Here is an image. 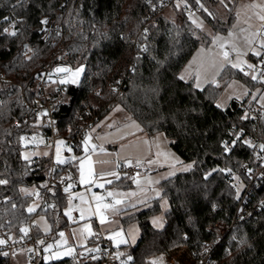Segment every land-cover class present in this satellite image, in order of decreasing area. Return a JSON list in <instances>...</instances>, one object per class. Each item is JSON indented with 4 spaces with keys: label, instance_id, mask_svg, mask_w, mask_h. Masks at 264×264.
I'll return each mask as SVG.
<instances>
[{
    "label": "trees",
    "instance_id": "obj_1",
    "mask_svg": "<svg viewBox=\"0 0 264 264\" xmlns=\"http://www.w3.org/2000/svg\"><path fill=\"white\" fill-rule=\"evenodd\" d=\"M187 1L198 8L209 33L197 28L182 8L175 20L168 19L159 10L163 0H0V180L7 181L0 184V239L5 243L24 234L21 228L31 227L34 213L26 210L31 197L22 195L21 187L44 191L38 194L37 212L49 220L51 239L69 226L64 214L67 194L59 176L69 173L72 164L20 157L21 137H27L37 119V126L44 130V116H34L32 106L52 99L58 138L72 140L74 152H79V139L89 123L120 106L144 133L163 134L171 150L192 163L190 170L160 182V198L121 217L123 226L136 223L139 239L133 246L119 248L120 260L115 264H148L150 258L178 247H186L196 262L206 242L214 245V264H264V179L253 187L251 202L258 207L250 219L222 237L207 229L230 221L243 189L236 194L234 177L244 187L248 178L242 166L255 165L257 146L238 144L225 151L231 128L241 127L264 142V112L248 113L246 100H233L223 110L215 105V98L232 78L250 88L264 85V80H253L230 66L220 72L219 84L202 89L179 78L194 51L206 46L214 33L225 32L234 20L231 11L216 10L218 0ZM44 17L51 20L45 39L41 36ZM5 28L16 35L4 32ZM248 58H264V49L260 56L249 54ZM58 62L84 64L82 80L68 84L63 92L53 87L40 90L38 76ZM115 81L125 88L112 92L109 83ZM162 200L168 206L165 211ZM159 214L164 225L157 229L151 218ZM26 236L38 240L39 234L31 227ZM3 247L0 264H8ZM36 258L33 264L71 262V258L47 262Z\"/></svg>",
    "mask_w": 264,
    "mask_h": 264
},
{
    "label": "crops",
    "instance_id": "obj_2",
    "mask_svg": "<svg viewBox=\"0 0 264 264\" xmlns=\"http://www.w3.org/2000/svg\"><path fill=\"white\" fill-rule=\"evenodd\" d=\"M262 25H260L257 29L259 33H261L260 28ZM259 52L261 55L263 49L260 48ZM248 53L254 55L250 52ZM249 54L245 55V63L242 67L248 65ZM254 56L258 57L257 55ZM158 134L160 133H155L152 135L144 133L138 122L132 119L122 107L113 106L109 108L108 112L103 117L93 122V124L87 129L82 139V143L80 144L79 152H74L70 149L69 156L67 154L68 149H65L64 147H62L61 149L62 159H69L71 157L77 158L70 162L72 164L70 168L71 172L67 173L68 181L66 184L73 185L69 192H71L73 196L79 199V206L81 209H86V207L90 206L92 209L91 212H85L86 219L82 220L80 223H73L65 215L69 226L81 227L86 220H89L90 223L87 224L90 225L93 235L95 233L101 234L104 237L106 243L112 249H114L119 257L120 247L125 245L133 246L139 239V229L136 223L132 222L123 226L121 223V217L141 210L149 203V201L160 198V182L177 174H171L172 172H170L171 167L175 163L177 164L178 161L170 154L168 139L166 137V139H161ZM86 138H88L87 153L85 151L84 143ZM43 140L48 143L44 137ZM55 144L52 145L51 157L48 158H50L55 164H57L55 160ZM93 148L95 149V151H93ZM101 149H103V151H101ZM89 155L91 156V162L97 172L115 171L120 176V179L117 180L115 176L111 175L105 176L102 179L97 178L98 183L104 184L103 188L97 187L94 184H81L79 171L80 159L83 158L86 162L85 176L87 177ZM97 161H107L108 163H96ZM137 161H139L140 164L148 165L154 169V171L150 174L134 176L139 181V184L134 182L133 179L122 176V174H120L119 172V168L116 167L117 164L121 166L129 165V162L130 165H134L137 164ZM107 180H111L113 181V183L108 184L105 182ZM124 182H128L129 186L124 187ZM89 188H91V192L88 191ZM109 191L123 193L124 195L115 198L122 200L123 203L117 204L115 206V210L110 209L105 212L104 215L107 222L101 224L100 218L94 214L96 211L95 204L91 203L90 205L89 203H83L79 198V194H83L85 200L89 202L92 201L93 193L97 196L105 195L106 199L104 202L106 203V201L109 200V203H111L112 200L107 197V193ZM132 193H134V195H130ZM167 207V203L162 200V210L165 211ZM65 210L66 207L64 209V213ZM75 215H80V212L77 209H73L71 212V216L73 217V219ZM154 220L158 221L157 226H154ZM151 224L157 229L162 228L164 225L162 214L160 215V217L159 215H157L151 218ZM117 232L120 233V236L114 235ZM91 237L92 235L87 236L84 246L76 247L72 255H67L65 258H71L73 255L85 249H92L97 247V243L93 242L91 240ZM121 239L126 240L127 242L118 243ZM125 260L128 261L129 258H126ZM153 261H155L156 264H192L193 258L186 247H178L171 250L168 254H161L150 258L148 260V264H152Z\"/></svg>",
    "mask_w": 264,
    "mask_h": 264
},
{
    "label": "rangeland",
    "instance_id": "obj_3",
    "mask_svg": "<svg viewBox=\"0 0 264 264\" xmlns=\"http://www.w3.org/2000/svg\"><path fill=\"white\" fill-rule=\"evenodd\" d=\"M253 5H255V7H253ZM186 7L187 8L193 7L194 12L190 14L189 17L193 21L194 25L197 28H199L201 31L205 33H209L210 32L209 28L206 26L201 16L198 14V8L196 9L187 0H176L175 2L171 3L163 11V13L168 19L175 20L178 10H180L181 8L185 10ZM230 7L232 8L230 9ZM215 8L218 12L222 14H224V12L226 11H231L233 13L234 20L232 21L230 27L225 32L214 33L211 36V40L206 46L198 47L194 51L192 56L189 58V60L181 68L179 72V78L183 77V79L181 80L185 82L192 81L196 89H202L209 84L212 85L219 84L218 76L220 72L223 70V68L227 66L231 67V64L227 63L223 59L222 51L229 52V60L232 63H236L237 59L243 61V63L240 65L239 68H234L239 70L245 63L244 62L245 55L249 54L248 52L254 54L257 51H260L259 45L262 42V40H264V36L258 35L259 32L257 31L258 27L262 25V23L264 22V20L260 19L261 16H264V10H262L264 9V0H218V4ZM44 20H46L47 23H42L41 36L42 38L45 39L50 34L51 20H49L46 17L42 18V21ZM229 33H232V35L229 36ZM215 37H220L221 39L219 41L214 42ZM248 41H253V43L249 44ZM221 44L225 45L223 49H221L220 47ZM233 45L242 55L238 57L237 52L232 51ZM0 76H2V73H0ZM48 87H53V85L48 84L46 85L45 89H47ZM233 100L236 101L246 100L247 111L250 114H253L254 112L257 111L264 112V85L259 84L250 88L244 83L240 82L239 80L232 78L221 87L218 95L215 98L214 103L218 108L224 110L229 106L230 102ZM38 123H39V119H37L32 131L27 135V137L21 140L22 149L20 151V157L23 160H30L33 157H41V156L51 157L52 145L50 143H46L45 140H43V137L41 135V130L37 126ZM158 135L159 137H161V139H166L163 134L160 133ZM58 141L61 140L57 139L56 143ZM55 151H56V144H55ZM169 151L170 154L173 157H175V159H177L178 161L177 164L175 163L171 167L170 169L171 170L170 172H172L171 174L185 172L191 169L192 167L191 162L182 161L171 150V148ZM67 152H68L67 154L70 156V151L67 150ZM45 153H47V155H45ZM25 157H27V159H25ZM234 182L236 185L235 186L236 194H237V189H239V193H240L241 189L243 188V184L237 179V177H234ZM67 185L69 184L66 185L64 184V188ZM20 192L22 195L31 197L26 210L28 211L30 207L35 208V211L32 212L34 214L31 220V227L39 234L37 240L39 245L38 258L36 259L46 262L44 257L51 256L53 252H57V251L63 252L68 247H71L74 251L76 247L84 246V244L86 243V238L84 237H87V233H84V236L82 237L80 233V229L85 224L90 223L89 220H86L81 227L69 226L63 228L58 231L57 236L55 238L51 239L49 235L51 231V225L49 220L43 213L37 212V209L39 208L41 203V199L37 195L39 194V191L34 186H28V187H21ZM70 194L72 195L71 192L67 193V205L65 211H67L70 207L75 210L78 208L81 209L79 206L80 201L77 198L72 200L71 205L69 204ZM102 196L105 197V195ZM108 198H110V200L113 201L112 197H108ZM88 208L89 207H86V209ZM160 215L161 214H159V217ZM66 217L68 218V216ZM157 225L158 223H156L154 226ZM211 225L207 229L212 230ZM31 227L27 226L26 229H28L29 231ZM74 231H75V236L73 235ZM60 232L64 233V240L67 241V244L64 245L63 248L55 247L57 242L61 241V237L59 236ZM0 240H4V239H0ZM40 241H43V243H40ZM50 244L53 245V248L51 251L46 252L45 248L47 247V245ZM81 244H83V246H81ZM4 253H7L9 260L8 264H33V260L29 258L26 250H17L11 252H7L4 250ZM66 256L67 255L61 256V258L59 259L65 258ZM52 260L54 261L57 259H49L48 261H52ZM198 260L199 257L197 261ZM196 262L193 260L192 264H196Z\"/></svg>",
    "mask_w": 264,
    "mask_h": 264
},
{
    "label": "built area",
    "instance_id": "obj_4",
    "mask_svg": "<svg viewBox=\"0 0 264 264\" xmlns=\"http://www.w3.org/2000/svg\"><path fill=\"white\" fill-rule=\"evenodd\" d=\"M176 0H163L159 10L164 11L171 3ZM186 12L188 14H192L194 12L193 7H186ZM261 32H264V23L260 28ZM248 65H252L251 68ZM248 65L242 67L243 71H240L244 74L245 72L248 75H255L258 79L264 80V58L253 61L248 59ZM57 68H68L72 71H75L78 68H82L83 72H81L79 77V82L82 80L85 73V65L81 64L78 66H73L69 63L58 62L50 67H47L39 76H38V87L40 90L45 89L46 85L52 84L53 88L56 92H63V90L67 87L68 84H76V83H61L60 81L67 76V73H58L56 72ZM245 75V74H244ZM78 82V83H79ZM110 89L112 92H120L125 87L122 83L115 81L109 83ZM43 109H46L47 115L44 116V130H42V136L47 140L48 143L54 145L58 138V133L55 127L54 120V112L57 110L56 104L52 101V99H47V101L43 104H34L32 106V114L36 117L42 116ZM93 124V122L89 123V127ZM88 127V128H89ZM87 131V130H86ZM230 139L227 141L226 146L228 150H231L235 145H245L248 146L250 142L253 146H257L258 152L254 158V164L251 165L246 163L242 166L243 170L246 173L248 181L245 183L235 206L233 215L228 223L225 222H217L211 225L213 233L217 237H222L225 232L229 231L234 226L247 221L253 215V211L258 207V203L251 202V196L253 194V187L258 184L259 181L264 179V151H261L260 146L264 145V142L257 141L251 134L245 132L241 127H233L230 132ZM237 137L239 139L237 140ZM65 142V149H71L73 147V142L70 139L63 140ZM235 142V143H234ZM79 143H82V139H79ZM154 171L148 165L137 164L134 165H123L119 167V172L122 176L125 177H134L138 175L150 174ZM71 172V169L69 170ZM59 181L63 184H66L68 181L67 174L62 173L59 176ZM51 184V182H50ZM44 191L39 190V194L41 195ZM109 203V200L106 201ZM74 221L76 223H80L82 220L80 219V215H75ZM210 227V229H211ZM91 240L97 243V247L92 248L96 249V251H89L90 248L85 249L71 257L70 264H81L84 260H101L102 264H115L120 260L119 255L106 243L104 237L95 233L92 235ZM213 243L206 242L203 246L202 251L199 255V260L196 264H214V261L211 259V250L213 248ZM4 250L7 252L17 251V250H26L27 255L30 259H35L38 254V241L31 236H26L24 234H19L14 236L10 240L4 244ZM31 249L32 251H29Z\"/></svg>",
    "mask_w": 264,
    "mask_h": 264
},
{
    "label": "snow or ice",
    "instance_id": "obj_5",
    "mask_svg": "<svg viewBox=\"0 0 264 264\" xmlns=\"http://www.w3.org/2000/svg\"><path fill=\"white\" fill-rule=\"evenodd\" d=\"M197 3H199V0H197ZM253 7H255V5H253ZM262 10H264V9H262ZM4 19L5 20H9V17H4ZM260 19L261 20H264V16H261ZM41 23H47V21L44 20V21H41ZM12 27L14 28L15 26L12 25ZM4 32L8 33L9 35H13V36L16 35V32L15 31L9 32V29H7V28L4 29ZM231 35H232V33H229V36H231ZM258 35L264 36V32L258 33ZM220 39H221L220 37H215L214 38V42L219 41ZM248 43L249 44H252L253 41H248ZM220 47H221V49H223L225 47V45L221 44ZM259 47L261 49H264V40H262V42L260 43ZM232 51L237 52V56L238 57L240 55H242L241 53L238 52V50L235 48L234 45H233ZM254 54L257 55V56H259L260 55V52L257 51ZM222 55H223V59L227 63L231 64V67H233V68H239L240 65L243 63V61H241L239 59H237V62L236 63H232L229 60V52L228 51H222ZM248 67L251 68L252 65H248ZM241 71H243V68H241ZM56 72H58V73H61V72L67 73V76H65L60 81L61 83H78L79 82L80 74H81V72H83V69L82 68H78L75 71H72L71 69H68V68H57L56 69ZM244 74L245 75H248L247 72H245ZM180 79H183V77H180ZM252 79L253 80H256L257 77L255 75H253L252 76ZM197 86H199V85H197ZM21 139L23 140L24 137H21ZM238 139H239V137H237V140ZM84 143H85V151L87 153V151H88V138L85 139ZM245 143H248L249 147H252L253 146L248 141H245ZM62 147H65V142L62 141V140L61 141H58L56 143V163L57 164H66V163H70L72 160L77 159L76 157H71L69 159H62L61 158V149H62ZM260 148H261V151H264V145H261ZM68 150L70 151V149H68ZM227 150H228V148L226 146L225 147V151H227ZM93 151H95L94 148H93ZM101 151H103V149H101ZM45 155H47V153H45ZM25 159H27V157H25ZM85 163H86L85 160L83 158H81L80 159V164H79L80 183L81 184H94L97 187L103 188L104 187V184L103 183H98L97 182V178L102 179L105 176L111 175V176H115V178L117 180L120 179V176L115 171H107V172L101 171V172H97L95 170L92 162H91V156L90 155L88 156V169H87V177H86L85 176ZM96 163H108V162L107 161H97ZM129 165H130V162H129ZM137 166H140V162L139 161H137ZM116 167L119 168V167H121V165L117 164ZM129 178L130 179H133L134 182H136L137 184H139V181L135 177H129ZM105 182L108 183V184L113 183V181H111V180H107ZM3 183H7V181L0 180V184H3ZM72 186H73L72 184L67 185L64 188V191L66 193H68ZM88 191L91 192V188H89ZM237 194H239V189H237ZM122 195H124V194L123 193H120V192L109 191L107 193V197H112L113 198V201L111 203H105L104 201H105L106 198L104 196H97L94 193L92 195V201L91 202L86 201L85 198H84V196H83V194H79V198L81 199V201L83 203H89L90 205H91V203H94L95 204L96 211H95L94 214L97 215L100 218V223L101 224H104V223L107 222L104 213L107 212L110 209L111 210H115V206L117 204L123 203L122 200L115 199L116 197H119V196H122ZM130 195H134V193H132ZM75 198H77V197H75V196H73L71 194L69 195V204L70 205L72 203V200L75 199ZM72 210L73 209L70 207L67 211H65L64 214L66 216H68L69 220L74 223L75 221H74L73 217L71 216ZM77 210L80 212V219L81 220L86 219V216H85V212L86 211H88V212H91L92 211L91 206L88 209H79L78 208ZM33 211H35V208L30 207L28 209V212L29 213H32ZM153 223L156 224V223H158V221L157 220H154ZM20 231L22 233H24L25 235L28 234V229H26V228H21ZM46 231H47V229H46ZM80 233H81V236L82 237L84 236V233H87V236L93 235V233L91 231L90 225H87V224H85L80 229ZM73 235L75 236V231H74ZM114 235L115 236H120V233L117 232ZM59 236L61 237V241L60 242H57V244L55 245V247H57V248H63V246L67 244V241L64 240V233L63 232H60L59 233ZM84 238H87V237H84ZM126 242H127L126 240L121 239L118 243H126ZM4 243H5L4 240H0V245H2ZM40 243H43V241H40ZM81 246H83V244H81ZM52 248H53V245H51V244L50 245H47V247L45 248V251L46 252H49V251L52 250ZM29 251H32V250L29 249ZM89 251H96V249H89ZM72 253H73V249L71 247H68L65 251H63V252H61V251L53 252L51 256H45L44 259L47 262L49 259H59V258H61V256H64V255H72ZM3 255H7V253H3ZM129 259H131V257H129ZM152 264H156V262L153 261Z\"/></svg>",
    "mask_w": 264,
    "mask_h": 264
},
{
    "label": "water",
    "instance_id": "obj_6",
    "mask_svg": "<svg viewBox=\"0 0 264 264\" xmlns=\"http://www.w3.org/2000/svg\"><path fill=\"white\" fill-rule=\"evenodd\" d=\"M42 115H43V116H46V115H47V111H46V109H43V111H42Z\"/></svg>",
    "mask_w": 264,
    "mask_h": 264
}]
</instances>
